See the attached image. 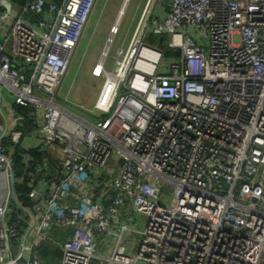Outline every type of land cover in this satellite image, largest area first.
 I'll use <instances>...</instances> for the list:
<instances>
[{
    "label": "built area",
    "instance_id": "obj_1",
    "mask_svg": "<svg viewBox=\"0 0 264 264\" xmlns=\"http://www.w3.org/2000/svg\"><path fill=\"white\" fill-rule=\"evenodd\" d=\"M96 1L0 0V264H264V0H146L112 70L118 14L88 108L58 94Z\"/></svg>",
    "mask_w": 264,
    "mask_h": 264
},
{
    "label": "rangeland",
    "instance_id": "obj_2",
    "mask_svg": "<svg viewBox=\"0 0 264 264\" xmlns=\"http://www.w3.org/2000/svg\"><path fill=\"white\" fill-rule=\"evenodd\" d=\"M116 1L117 0L96 1L94 10L82 34L79 47L73 57V61L68 67L63 92H59L58 94L60 98H64L68 90L67 97L69 100L80 103L84 107H92L102 83V77L99 74H95L93 69L95 68L96 72V64L99 63L101 52L108 47V44L106 46L104 45L99 33H102L103 27L107 23V18H109V13L113 9ZM122 1L123 0H121L120 6ZM145 1L146 0L127 1L118 28L113 34L109 54L105 59V65L108 69H116L114 65L116 50L119 47L123 49L126 47ZM154 7L155 4H153V8ZM153 8L151 7V10H153ZM113 23L114 21L112 25ZM54 261L57 264L59 263L58 259H54Z\"/></svg>",
    "mask_w": 264,
    "mask_h": 264
},
{
    "label": "trees",
    "instance_id": "obj_3",
    "mask_svg": "<svg viewBox=\"0 0 264 264\" xmlns=\"http://www.w3.org/2000/svg\"><path fill=\"white\" fill-rule=\"evenodd\" d=\"M28 0H11L12 4L15 6H22ZM146 41L148 44L155 46L163 51V56L165 60L178 59L180 57V51L176 48H169L166 46V35L162 34H148ZM18 109L25 115L29 113L27 107H18ZM27 128L29 127V120L26 121ZM30 130V129H27ZM43 153L32 148H21L16 149L13 153L14 171L16 177L21 178L20 182L16 183V193L18 199L24 206L31 207L33 201L28 196L29 188L31 187V178H33L31 172L37 164L42 161ZM22 216L26 218L28 216L25 212H21ZM42 256L49 261L50 264H57L54 259H59L60 253L57 249L44 248L42 249Z\"/></svg>",
    "mask_w": 264,
    "mask_h": 264
},
{
    "label": "crops",
    "instance_id": "obj_4",
    "mask_svg": "<svg viewBox=\"0 0 264 264\" xmlns=\"http://www.w3.org/2000/svg\"><path fill=\"white\" fill-rule=\"evenodd\" d=\"M6 2L8 3V5H10V7L12 8H16L18 6H15L14 4H12L11 0H6ZM120 3H121V0H117L113 9L110 11L109 13V18H107V23L105 24V26L103 27V30H102V33H99L100 36H101V39L103 40V43L104 45L106 44V40H107V37L110 33V26L112 25V22L114 21V18L117 14V11H118V14H119V11H120ZM117 7H120V8H117ZM116 9H119V10H116ZM117 14V15H118ZM101 45V44H100ZM25 149H27V147L25 146ZM32 176L34 175V169H32V172H31ZM34 177V176H33ZM53 249H57V248H53ZM61 255V251L59 249H57ZM59 259H60V256H59ZM58 259V261H59ZM47 261V260H46ZM47 264H50V260L47 261ZM59 264V263H58Z\"/></svg>",
    "mask_w": 264,
    "mask_h": 264
},
{
    "label": "bare ground",
    "instance_id": "obj_5",
    "mask_svg": "<svg viewBox=\"0 0 264 264\" xmlns=\"http://www.w3.org/2000/svg\"><path fill=\"white\" fill-rule=\"evenodd\" d=\"M127 1H128V0H123V2H122V4H121V8H120V11H119V15H118L117 22H119V20H120V17H121V15H122L123 11H124V7H125ZM113 26H115V24H114ZM106 49H107V48H105L104 50H106ZM96 72H99V63H98L97 66H96Z\"/></svg>",
    "mask_w": 264,
    "mask_h": 264
},
{
    "label": "clouds",
    "instance_id": "obj_6",
    "mask_svg": "<svg viewBox=\"0 0 264 264\" xmlns=\"http://www.w3.org/2000/svg\"><path fill=\"white\" fill-rule=\"evenodd\" d=\"M123 2V1H122ZM118 14V13H117ZM117 17V16H116ZM116 19V18H115ZM115 21V20H114ZM109 36V35H108ZM108 38V37H107ZM107 45V40H106V44H105V46ZM97 96V95H96ZM95 100V99H94ZM17 194V193H16Z\"/></svg>",
    "mask_w": 264,
    "mask_h": 264
}]
</instances>
